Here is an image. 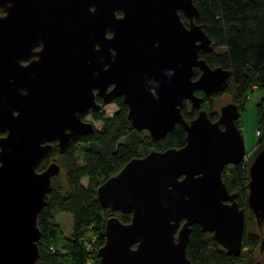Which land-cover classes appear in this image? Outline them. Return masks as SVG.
<instances>
[{"label":"water","instance_id":"1","mask_svg":"<svg viewBox=\"0 0 264 264\" xmlns=\"http://www.w3.org/2000/svg\"><path fill=\"white\" fill-rule=\"evenodd\" d=\"M0 10V264H37L38 215L60 171L37 167L53 142L62 153L95 130L84 118L100 109L97 96L122 97L133 127L154 141L177 125L186 132L183 146L132 158L98 186L104 208L131 215L107 219L101 262L192 264L193 225L237 255L246 215L222 171L244 159L238 108L222 107L216 122L204 109L182 114L187 100L200 107L197 90L224 92L229 78L200 57L213 45L193 0H0ZM248 171V206L262 223L264 145Z\"/></svg>","mask_w":264,"mask_h":264},{"label":"trees","instance_id":"2","mask_svg":"<svg viewBox=\"0 0 264 264\" xmlns=\"http://www.w3.org/2000/svg\"><path fill=\"white\" fill-rule=\"evenodd\" d=\"M201 25L212 40L213 51L202 55L211 67L229 71L232 96L240 110L244 109L248 93L255 87L264 91V0H193ZM4 14L0 10V15ZM199 74L194 69L193 79ZM117 111L107 115L103 109L93 111L92 118L101 123L100 129L72 140L61 153L53 142L52 150L39 163L44 170L53 158L60 161L63 175L51 178L47 203L41 209L37 225L41 232L38 241L37 264H103L98 249L105 241V224L115 215L128 223L130 214L111 213L97 198V188L115 175L129 160L147 155L151 150L179 148L185 143L186 132L181 125L168 133L165 139L154 141L146 130L138 131L128 118V107L116 98ZM189 105V103H187ZM182 109L185 119L194 118L197 109ZM258 125L264 127V93L258 104ZM264 129V128H262ZM263 136L260 132L258 140ZM247 163L227 165L222 178L229 191L237 194V202L246 207ZM86 179L83 184L82 180ZM72 216V230L64 235L56 222L57 213ZM251 213V212H250ZM257 237L244 233L242 249L254 251ZM253 252L244 255L227 254L212 237L193 225L186 256L192 264H253Z\"/></svg>","mask_w":264,"mask_h":264},{"label":"rangeland","instance_id":"3","mask_svg":"<svg viewBox=\"0 0 264 264\" xmlns=\"http://www.w3.org/2000/svg\"><path fill=\"white\" fill-rule=\"evenodd\" d=\"M232 88L233 86L230 85V87H228L225 92H219L216 95L211 96L209 100H206L204 107H202L201 109H206L207 112L213 111L215 112L214 114L216 116L217 115L220 116L222 107L228 104H231L232 102L235 103L234 101L235 99L232 96ZM263 93L264 91L255 87L252 92L248 93V96H249L248 100L245 103L244 109L241 110L240 112L238 126H239V129L244 139L246 154H251L254 151H258L264 145V129H262L264 127L261 128V126L258 125V122H259L258 104L261 101ZM190 109H191L190 105H188V110ZM103 110L107 115H112L114 112L117 111V107L115 103H109L104 106ZM84 120L93 122L95 129H100L101 127V123L98 121H93V118L90 115L84 118ZM257 129L260 130V132L263 134L260 140H258L259 137L256 134ZM250 157L252 159L254 157V154L250 155ZM56 158H53L50 161V163L54 162L60 167V161L56 160ZM241 163H244V160ZM58 174L62 176L63 170L61 169ZM82 183L85 184L86 179H83ZM231 193H234V192H231ZM55 220L60 225L61 232L64 235H69V233L72 230V216L67 212H60L56 214ZM246 228L248 231H256L255 220L251 213L247 214ZM243 251H248V249L245 248L243 249ZM254 251H258V250L255 249ZM258 258L259 259L261 258V254L259 252H254L253 261H255V259H258Z\"/></svg>","mask_w":264,"mask_h":264},{"label":"flooded vegetation","instance_id":"4","mask_svg":"<svg viewBox=\"0 0 264 264\" xmlns=\"http://www.w3.org/2000/svg\"><path fill=\"white\" fill-rule=\"evenodd\" d=\"M118 15H121V13H118ZM181 19L183 20V22L185 23V24H187V20L183 17V15L181 14ZM38 49V48H37ZM207 54V53H206ZM202 55H204V53H200V57L202 56ZM203 58V57H202ZM26 63V62H25ZM199 70V69H198ZM199 74H200V70H199ZM199 74H198V76H199ZM197 76V77H198ZM229 78H228V80H227V86H226V89H225V91L227 90V88L228 87H230V86H228L229 85ZM110 89V88H109ZM224 91V92H225ZM217 93H219V92H217ZM217 93H215V94H212V95H210V96H208V95H206V93L205 92H203V91H200V90H197L196 91V94L198 95V96H200L201 98H202V100H201V105H200V107L199 108H192L191 107V104H190V102L187 100V101H185V105L187 104V103H189V105H190V108H192V109H197V111H199V109H201L202 107H204V105H205V102H206V100H209L210 98H211V96H213V95H216ZM118 98H120V97H118ZM122 98V97H121ZM123 99V98H122ZM115 100V99H114ZM114 100L113 101H111L110 103H114ZM96 102L97 103H99L100 105H101V107H100V109H103L104 108V106L105 105H107V104H109V103H107V104H104L103 102H102V99L99 97V96H97L96 97ZM231 104H235L234 102H232ZM188 105V104H187ZM236 106H237V108H238V112H239V116H240V112H241V110H240V108L238 107V105L237 104H235ZM99 109V110H100ZM183 109V108H182ZM205 111H206V113L208 114V117H209V119L211 120V121H213V122H216V121H218V119H219V115H215L214 113L215 112H213V111H209V112H207V110L206 109H204ZM210 110V109H209ZM97 111V110H96ZM92 113V112H91ZM91 113H89V115L91 116ZM88 115V116H89ZM197 116V115H196ZM195 116V117H196ZM92 117V116H91ZM194 117V118H195ZM185 118V117H184ZM191 119H193V118H191ZM187 121H189L190 119H186ZM238 120H239V117H238V119L236 120V124H237V127L239 128V126H238ZM93 121H95L94 119H93ZM93 123V122H92ZM219 126H220V128L221 129H224V126H223V124H221V123H219ZM262 138V137H261ZM260 138V139H261ZM259 139V140H260ZM56 144V143H55ZM185 144V143H184ZM261 149V148H260ZM259 151V150H258ZM258 151H254L252 154H254V157L256 156V154L258 153ZM256 152V153H255ZM251 154V155H252ZM245 155H246V151H245ZM245 155H244V157H245ZM254 157L251 159V157H249L248 158V160H247V162H249L250 161V164H249V167H250V165H251V163H252V161H253V159H254ZM244 160V159H243ZM246 162V163H247ZM228 165H233V164H228ZM227 166V165H226ZM249 167H248V170H249ZM248 173H249V171H248ZM248 182H249V179H248ZM247 188H248V183H247ZM236 194V193H235ZM247 198H248V192H247ZM247 198H246V204H247V206L246 207H243V206H240V204L237 202V194H236V198H235V200H236V202L238 203V205H239V207L240 208H243L244 210H245V215H246V217H245V227H244V232H243V236H244V233L246 234V233H250L251 235H254V236H256L257 237V240H258V243H257V245H256V247L254 248V250L255 249H257L258 251H243V249H241V251L237 254V255H239L241 252H243V254L244 255H248V252H259L260 254H261V258L259 259H255V261L253 262V264H264V220L262 221V223H258L257 222V219L255 218V216L253 215V217H254V220H255V224H256V231H248L247 230V228H246V223H247V214L248 213H250L251 211H250V208H249V206H248V202H247ZM252 214V213H251ZM192 227V226H191ZM201 228V227H200ZM176 235V234H175ZM213 237V236H212ZM242 239H243V237H242ZM218 244V243H217ZM219 245V244H218ZM220 246V245H219ZM249 249V248H248ZM224 250V249H223ZM225 251V250H224ZM227 253V252H226ZM252 253V254H253ZM228 254V253H227ZM232 255H234V254H232ZM236 255V256H237Z\"/></svg>","mask_w":264,"mask_h":264},{"label":"built area","instance_id":"5","mask_svg":"<svg viewBox=\"0 0 264 264\" xmlns=\"http://www.w3.org/2000/svg\"><path fill=\"white\" fill-rule=\"evenodd\" d=\"M256 134L257 136H260V130H256ZM252 154V153H251ZM251 154H246L245 157H244V163L247 162L248 158L250 157Z\"/></svg>","mask_w":264,"mask_h":264}]
</instances>
